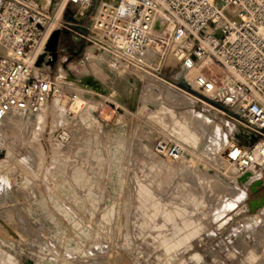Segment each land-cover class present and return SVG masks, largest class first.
I'll use <instances>...</instances> for the list:
<instances>
[{
    "label": "rangeland",
    "instance_id": "1",
    "mask_svg": "<svg viewBox=\"0 0 264 264\" xmlns=\"http://www.w3.org/2000/svg\"><path fill=\"white\" fill-rule=\"evenodd\" d=\"M98 39L60 35L43 118L0 124V264H264V168L239 175L224 160L227 140L255 142L238 133L246 102L181 86L156 49L145 65L110 66ZM180 118L194 128L182 140L170 129Z\"/></svg>",
    "mask_w": 264,
    "mask_h": 264
},
{
    "label": "built area",
    "instance_id": "2",
    "mask_svg": "<svg viewBox=\"0 0 264 264\" xmlns=\"http://www.w3.org/2000/svg\"><path fill=\"white\" fill-rule=\"evenodd\" d=\"M102 1L0 0V124L13 111L38 112L54 92L48 66L60 35L74 42L98 36L117 68L145 65L147 49L159 59L171 53L178 84L187 69L218 64L228 99L247 100L234 112L255 137L247 145L232 141L225 159L239 175L264 168V0ZM210 80L199 77L198 87L213 90ZM56 137L65 140L67 132ZM158 148L171 158L180 154L177 145Z\"/></svg>",
    "mask_w": 264,
    "mask_h": 264
},
{
    "label": "bare ground",
    "instance_id": "3",
    "mask_svg": "<svg viewBox=\"0 0 264 264\" xmlns=\"http://www.w3.org/2000/svg\"><path fill=\"white\" fill-rule=\"evenodd\" d=\"M109 5H112L111 4V0H103L102 1V6H109ZM88 54H90L89 52H88ZM90 55H92V54H90ZM89 55V56H90ZM88 56V55H87ZM93 56V55H92ZM207 62L205 61V62H202V63H199L198 65H196V66H194V67H191V68H189V69H187V71H186V74H185V76L183 77V81H184V84L187 86V87H190V88H193V89H198V78L199 77H206V78H208L203 72H202V67L204 66V64H206ZM62 65V64H61ZM176 65H177V60L175 59V57L171 54V55H169L166 59H165V61H164V63H163V66H162V68H163V73H164V75L166 76V75H171L172 77H173V79H175L176 78V72H175V69H176ZM61 68V67H60ZM209 79V78H208ZM211 81V80H210ZM181 91H183V92H185V93H187L188 95H190L192 98H194V99H196V100H198V101H202V102H205L202 98H198L197 96H195V95H193V94H191V93H188V92H186L185 90H181ZM205 95L207 96V97H210L211 99H213L215 102H218V100L219 101H221V102H223L224 104H227L228 103V96H227V94L225 93V90H219V89H217L216 87L213 89V90H209V91H206L205 90ZM103 96V95H102ZM247 101V100H246ZM245 100H244V102H246ZM46 101H43L42 103H41V105H40V109H39V111L38 112H36V113H34L33 115H31L30 117L31 118H34L36 115H38V118L39 119H42L43 117L40 115V113L41 112H43L44 111V109H43V107H44V105H46ZM207 105V104H206ZM214 105V104H213ZM211 107L212 108H214V109H217L216 107H214V106H212L211 105ZM163 109V108H162ZM12 113H19V114H23V113H21V112H17V111H13V112H11L10 114H8L7 116H6V118L4 119V120H6ZM20 115V116H21ZM24 115V114H23ZM168 119V118H167ZM192 122V121H191ZM170 129H171V131L173 132V134H177L178 135V137L182 140V139H184V135L186 134V133H192V134H194L193 132H192V130L191 129H193L194 130V128H189V125H188V122L186 121V120H183V119H178L177 121H171V123H170ZM194 127V126H193ZM234 127V126H233ZM151 129V128H150ZM169 129V130H170ZM233 129V128H232ZM195 132V131H194ZM199 132H201V131H199ZM199 132L197 133L198 135H199ZM238 133H240V134H242L243 136H244V139H246V140H251L252 138H255L254 136H252L251 135V133H250V131L249 130H247V129H245L244 127H238ZM196 134V133H195ZM234 134V133H233ZM232 134V135H233ZM202 136V135H201ZM225 137V136H224ZM233 140V139H232ZM228 141V147L230 146V144H231V142L229 141V140H227ZM246 142V141H245ZM226 145V146H227ZM219 145L218 144H215V150L218 152V153H220L219 152ZM221 151V150H220ZM1 153V152H0ZM184 153H186V152H184ZM217 153V154H218ZM225 153V152H224ZM187 154V153H186ZM216 154V155H217ZM184 155V154H183ZM220 155V154H219ZM224 160H226L225 158H224ZM188 163H189V161H188ZM229 163V162H228ZM192 164V163H191ZM230 164V163H229ZM228 164V165H229ZM231 165V164H230ZM230 167V166H229ZM1 175V174H0ZM0 182H2V181H0ZM4 184V183H3ZM5 189V186H3V185H1L0 186V191H3ZM4 192V191H3ZM9 193V192H8ZM1 196V195H0ZM1 218V217H0ZM2 220V219H1ZM5 222V220L3 221V223ZM0 223H2V222H0ZM10 227V226H9ZM2 228H4V227H2ZM10 229V228H9ZM17 231V230H16ZM14 232V231H13ZM6 234H8V233H6ZM16 234V233H15ZM19 235L17 234V237H18ZM14 238V237H13ZM16 238V237H15Z\"/></svg>",
    "mask_w": 264,
    "mask_h": 264
},
{
    "label": "water",
    "instance_id": "4",
    "mask_svg": "<svg viewBox=\"0 0 264 264\" xmlns=\"http://www.w3.org/2000/svg\"><path fill=\"white\" fill-rule=\"evenodd\" d=\"M181 86L185 87L186 85L184 84V81L181 80L180 83H179ZM187 87V86H186ZM188 90L190 91H193L190 87H187ZM0 156H1V153H0Z\"/></svg>",
    "mask_w": 264,
    "mask_h": 264
}]
</instances>
